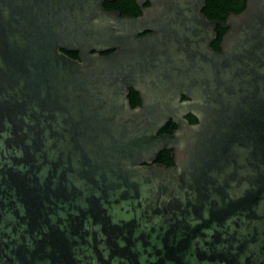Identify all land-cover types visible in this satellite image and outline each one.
Segmentation results:
<instances>
[{"label":"water","instance_id":"95a60500","mask_svg":"<svg viewBox=\"0 0 264 264\" xmlns=\"http://www.w3.org/2000/svg\"><path fill=\"white\" fill-rule=\"evenodd\" d=\"M104 1L0 0V264H264V0Z\"/></svg>","mask_w":264,"mask_h":264},{"label":"trees","instance_id":"16d2710c","mask_svg":"<svg viewBox=\"0 0 264 264\" xmlns=\"http://www.w3.org/2000/svg\"><path fill=\"white\" fill-rule=\"evenodd\" d=\"M127 0H119L120 5H122V8H126V11L124 13H130L132 11V8L135 7V3L132 0H129V5H125ZM106 7H115L116 4L111 5L112 3L105 2L104 3ZM246 0H206V6L203 8V12L205 15L210 19H221L224 20L226 17V11H233V12H240L245 8ZM217 32V39L212 44L213 46H217L222 34L224 33V29L218 26L216 28ZM67 54L71 57H74L75 53H68ZM189 121L191 123L196 122V118L192 115L188 116ZM176 126L170 121L167 123L164 128L161 130L162 132L166 133H172ZM156 161L159 163H163L167 166L172 164V157L170 155V150H163L161 151Z\"/></svg>","mask_w":264,"mask_h":264},{"label":"flooded vegetation","instance_id":"af4514ba","mask_svg":"<svg viewBox=\"0 0 264 264\" xmlns=\"http://www.w3.org/2000/svg\"><path fill=\"white\" fill-rule=\"evenodd\" d=\"M133 1V0H132ZM105 2H108V3H112L111 5H113V4H116V6L115 7H113V6H111V7H106L105 6ZM134 3H135V7L134 8H132V11L130 12V13H124V11H126V8H122V5H120V3H119V0H112V1H104L103 2V6H104V8L106 9V10H109V11H118L119 13H120V15L121 16H139L141 13H142V10H141V7L140 6H138L137 4H136V2L135 1H133ZM126 4V6L127 5H129V0H127L126 2H125ZM149 5V2H146V3H144L143 4V7H147ZM202 12H203V9H202ZM228 12H230V11H226V17H227V14H228ZM231 12H233V11H231ZM234 13H236V12H234ZM239 13V12H238ZM203 14L205 15V13L203 12ZM226 17H225V19H226ZM210 19V18H209ZM224 19V20H225ZM210 20H221V19H218V18H215V19H210ZM224 20H222V21H224ZM219 26V25H218ZM218 26H216V28L218 27ZM222 28V27H221ZM224 29V28H223ZM216 30V29H215ZM225 30L226 29H224V32H225ZM148 33V31H144V32H142L141 33V35H145V34H147ZM216 34H217V32H216ZM223 35V34H222ZM216 39H217V36H216ZM215 39V40H216ZM214 40V41H215ZM221 40V39H220ZM214 41L211 43V46L213 47V48H215V49H219V43H218V45L215 47V46H213L212 44L214 43ZM220 42V41H219ZM66 52V54H67V52L68 53H75L76 55L74 56V57H72V58H75V59H77V58H79V52H77V51H65ZM113 52V50H104V51H101L100 52V54L101 55H108V54H110V53H112ZM68 55V54H67ZM69 56V55H68ZM71 57V56H70ZM128 99H129V103L131 104V106L132 107H135V106H137V105H140L141 103H142V98H141V96H140V94H139V92H137L136 90H134V89H132V88H129V93H128ZM181 99L182 100H184L185 99V96H182L181 97ZM190 115H192L191 113H188V114H186V118L189 120V117L188 116H190ZM193 116V115H192ZM195 117V116H194ZM196 118V117H195ZM172 122L175 126H176V124L170 119L167 123H169V122ZM196 121H197V119H196ZM190 122V121H189ZM166 123V124H167ZM195 123V122H194ZM164 128V127H163ZM162 128V129H163ZM161 129V130H162ZM176 129V128H175ZM174 129V130H175ZM159 131L158 133L159 134H161V133H166V132H162V131ZM171 155V154H170ZM172 157V156H171ZM157 158V157H156ZM156 161V160H155ZM157 162V161H156ZM172 164H173V158H172ZM171 164V165H172Z\"/></svg>","mask_w":264,"mask_h":264}]
</instances>
